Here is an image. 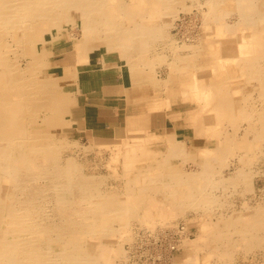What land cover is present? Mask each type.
Returning a JSON list of instances; mask_svg holds the SVG:
<instances>
[{"label":"rangeland","instance_id":"obj_1","mask_svg":"<svg viewBox=\"0 0 264 264\" xmlns=\"http://www.w3.org/2000/svg\"><path fill=\"white\" fill-rule=\"evenodd\" d=\"M52 1L59 7L67 2V8L55 15L46 6ZM158 1H24V14L36 29L27 36L32 40L5 35L0 41V71L10 74L14 66L17 74L12 71V76L18 78L16 86L0 85L5 104L0 131L7 137L19 124L27 132L22 154L15 156V173L26 176L13 181V189L19 182L25 187L11 197L28 208L39 187L48 188L47 213L58 221L52 229L56 249L44 252L59 262L79 253L77 264H92L94 248L103 242L119 264H264V32L259 42H249L257 50L247 52L243 62L231 61L244 77L240 88L231 75H207L204 69L224 60L209 56L213 52L251 40L248 36L262 28L264 0H161L158 32L150 34L146 21ZM75 43L98 44L119 62L131 81L135 112L147 115L151 132L95 140L72 131L70 97L55 75L53 49ZM195 62L207 75L204 87L211 92L212 106L200 107L180 96L188 92L183 71ZM234 98L237 107L219 104ZM154 102L159 108L151 109ZM179 113L185 125L182 120L170 125L168 120ZM12 144L7 147L14 157L19 145ZM68 165L74 173L70 179L63 172ZM28 175L32 180L25 181ZM57 180L73 184L66 199L57 197ZM129 197L137 203L122 211ZM28 254L18 250L2 261L39 264Z\"/></svg>","mask_w":264,"mask_h":264},{"label":"bare ground","instance_id":"obj_2","mask_svg":"<svg viewBox=\"0 0 264 264\" xmlns=\"http://www.w3.org/2000/svg\"><path fill=\"white\" fill-rule=\"evenodd\" d=\"M24 1L25 0H0V41L3 39L5 35L6 36L12 35L18 41H26L29 39L27 37L29 32L36 30L34 26L28 23L27 18L24 14V10H23ZM66 3L67 2L62 3L61 6L59 7L58 1H55V2L52 1V2L46 3V6L49 9H52L53 13L55 12V15H57V14H60L59 13L60 11L67 8L65 7ZM164 4L165 3H161V0H159L158 2H156V5H155V8L157 10L149 14L150 17H149V20L146 21V25L148 24L146 27H147V31L148 32L150 31V34L152 31L158 32L157 25H158L159 18H160L159 10L161 9V6ZM81 7L82 6H80V8ZM86 7L91 8L88 4ZM87 13H85L84 15H86ZM259 21H260L259 24H261L260 26H262V28L258 31L256 30L257 32L248 36V38H251V40L249 39L243 40L244 42H236L234 45L231 44L228 46H224L221 48V50L213 52L211 55H209L212 57L215 56L216 58L218 57L223 58L224 60L221 62H214L211 66L204 67L205 73L208 72L207 75H209L212 72L214 74L216 73L219 76L224 75V73L229 74L231 75L230 78L234 82V87L240 88L241 82L244 81V77L242 76L240 77L237 75V73L239 72V68L234 66L233 64L231 65V61L232 63H234L235 61L243 62L242 58L249 56L247 52H254V50L258 49L255 45L252 47L249 42L250 41L251 43L252 41L259 42L263 37L262 32H264V22H263L264 20L260 19ZM45 23H46V19L43 21L42 25H44ZM96 23L97 25L99 24L102 25L101 21H98ZM138 28H139V25H138ZM83 31H86V29L83 28ZM92 39H96V38L92 37ZM31 40L32 39H29V41ZM192 40H193V37H192ZM1 49H3V46H0V50ZM0 52L2 53V51ZM204 54H207V53L205 52ZM181 61H183V59H181ZM180 62H178L177 64H179ZM195 63H196L195 66L192 67V65H189L183 71L187 73L185 75L186 76L185 85L188 88V92L185 95L180 94V96H182L185 99L187 98V100L189 99L192 100L193 102L197 103L200 107H202L203 105L205 107L212 106V102L210 101L211 92L210 90L204 87L206 81H208V78L206 77L207 75L206 76L202 75L204 73H200L201 72L200 70L202 69L203 71V68H197V62ZM179 67H180L179 65L178 66L176 65L175 68L177 70H180ZM14 68L15 67L13 66L12 71L17 74V70ZM241 69H242L241 71L244 70V65H242ZM12 71L10 70V74L8 73V71H4V72L0 71V85L3 83L5 86H6V83L7 84L9 83L10 87L17 85L16 82L18 78H14V76H12ZM242 73H243L242 75H244V71ZM133 84H135V81H133ZM174 90H176L177 92L176 88H172V92ZM206 91H209V92L207 93ZM24 92L25 94H27L29 90L24 89ZM235 93H237L236 89H235ZM131 94L133 93L131 92L129 88L130 97L132 96ZM22 95L23 93L20 96ZM145 96L148 97V95H145ZM221 96H223V94ZM131 99H133V97ZM230 100L232 101L231 103L227 102L226 99H223L222 101L219 102V104L223 108L228 107L227 109H229V107H231L232 105L233 107L238 106V103H237L238 100L236 98L230 99ZM4 106L5 104H3L2 100L0 99V115H1V110L3 109ZM159 106L160 105H158V103L154 102L151 104L150 107L151 109H157L159 108ZM172 117L176 119H169L168 122L170 123V125H174L176 121L178 120H182L183 125H185V118H183L182 113L173 114ZM172 117L170 115V118ZM128 123H129L128 132H129V135L132 134L131 136L135 135V132L137 131L139 132L140 136H141V133H143V131L147 133L151 132L148 129L147 115L140 114V115H136L135 117H131ZM26 133L27 132L25 130L20 129L19 124L12 126L11 134L9 133V136L7 137H5L0 131V140L3 138V142H4L3 143L0 141L1 143H3L0 145V257H1L0 264H3L2 259H4V257L15 254L16 251L18 250L20 251L28 250L29 252L28 256L35 257L36 260L39 261V264H77V262L79 261L78 259L79 253H77L76 250L73 253V254L77 253L76 255H73L74 258L72 259L69 258L70 260H67V262H63V261L59 262L55 258H47L46 256L49 251H55L56 249V248L54 249L52 246V243L55 240V235L52 229L56 227V220H57L55 219V217L52 216L51 213L50 214L47 213L48 211H47L46 203L48 202V200H45L46 195L44 194L48 192V188H44L43 186H42L43 188L39 187L38 190H40V192L39 194L36 195L35 200L29 199V204L27 205L28 208L24 206L22 207L17 203V202L21 203L22 199H19L16 202L11 197L12 191L23 193V190L25 187L21 185L22 184L21 182H19V184H17L18 186L13 189L15 185L13 182L15 180V176H18L20 178L21 176H26V175H22V173H15L16 165L18 164V163L16 164L15 161L19 159V157H15V156L16 155L19 156L22 154V151L20 149L21 147L20 144L22 141H24ZM155 135H158V134L157 133L154 134V137L157 138V136ZM170 139H172V137H170ZM9 142L10 144L13 143L12 144L13 146L19 145V147H16L17 150L16 149L13 150V153H15L14 157L11 156V149L7 147L8 145H10ZM35 149H37L36 146H35ZM207 149L209 148H206L205 150L207 151ZM49 154L50 152L48 153V155ZM31 165L32 163L30 164V166ZM63 172L65 176L69 179L72 174L74 175L73 168H71V166L69 165L67 168H65V170H63ZM61 173H62L61 170L60 172H57V175H59L58 180L61 178ZM37 178L38 177L35 176V179ZM30 180L32 179H29V175H28L27 178H25V181H30ZM58 180L55 183V187H54L55 192L59 194L57 195V197L60 196L61 198L66 199L67 197L65 196H68L70 193H72L71 190H72L73 184L68 185V184L62 183L61 185V183L58 182ZM123 199L124 198L120 200L123 201ZM170 202L171 201H168L169 205L171 204ZM135 203L137 202L133 201L129 197L128 200L126 201V204L122 202L120 207H122V211H127L129 210V208L133 209L132 204L135 205ZM102 206L104 209H107V210L109 208V205L106 201H104ZM24 208L28 210L27 215H24ZM118 208L119 207H117V209ZM107 213L109 214L108 211ZM43 217L47 219H44ZM18 225H20V229L15 228V226H18ZM41 229L43 230L42 232H41ZM19 241H23L24 243L18 245L17 242ZM188 242L190 241L184 240L183 244L185 243L187 244ZM94 249H95V256L92 259V264H119L118 261H112L110 259V256H109L110 246L108 245V243L100 242L98 246L95 247ZM44 251H47L46 255ZM22 255H25V253H22ZM79 256L83 257V255H79Z\"/></svg>","mask_w":264,"mask_h":264},{"label":"crops","instance_id":"obj_3","mask_svg":"<svg viewBox=\"0 0 264 264\" xmlns=\"http://www.w3.org/2000/svg\"><path fill=\"white\" fill-rule=\"evenodd\" d=\"M53 50L55 75L70 97L67 109L72 131L82 138L124 139L129 119L140 114L135 112L137 101L129 96L131 81L119 62L98 44L58 45Z\"/></svg>","mask_w":264,"mask_h":264}]
</instances>
